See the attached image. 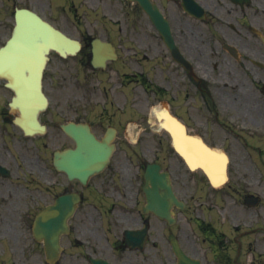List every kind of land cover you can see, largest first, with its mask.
Listing matches in <instances>:
<instances>
[{"label": "flooded vegetation", "instance_id": "obj_1", "mask_svg": "<svg viewBox=\"0 0 264 264\" xmlns=\"http://www.w3.org/2000/svg\"><path fill=\"white\" fill-rule=\"evenodd\" d=\"M194 1L205 11L203 18L187 15L184 8L189 4L182 0H155L169 23L174 45L189 62L185 65L173 59L159 36L141 31L139 20L133 22L134 35L126 40L112 39L108 29H103L101 39L111 41L117 53L104 69L92 67L95 37L87 30L77 36L82 50L68 64L70 88H100L104 100L70 94L66 105L55 103L40 114L47 125L45 135L26 137L12 124L8 104L13 94L0 81V264H45L43 242L32 236L33 221L61 196L74 193L80 202L66 217L69 233L61 238L63 253L55 264H90L91 256L110 264H179L168 241L173 228L181 248L192 258L183 264H264L263 250L253 249L250 243L243 248L235 238L204 228L197 219L200 233L177 226L178 214L169 227L142 210L146 161L168 168L182 190L186 183L167 134H159V139L139 136L133 141L124 131L133 127L134 120L139 125L141 103L150 106L166 101L187 132L210 146L233 149L235 139L264 136V0ZM43 6L44 0H0V45L11 32L16 9H31L46 18ZM49 15L47 19L56 27L62 19L66 21L55 11ZM62 30L75 38L70 26ZM119 76L126 84L119 83ZM129 86L132 89L123 94ZM59 123L88 124L99 139L109 127L115 129L107 167L85 185L59 169L60 158L55 155L76 148L75 140L63 133ZM140 155L152 158L139 159ZM124 156L130 161L135 157V163L128 165ZM62 205L69 210V205ZM188 207L185 203L184 210ZM143 227V248L130 250L124 231Z\"/></svg>", "mask_w": 264, "mask_h": 264}, {"label": "rangeland", "instance_id": "obj_2", "mask_svg": "<svg viewBox=\"0 0 264 264\" xmlns=\"http://www.w3.org/2000/svg\"><path fill=\"white\" fill-rule=\"evenodd\" d=\"M47 1L48 0H45V3H47ZM111 2V0H77V3L85 5L86 7L85 10L80 8V11L85 14L83 15V19H88L90 21H94L97 18L101 19V11L109 12L112 6H114ZM59 3H62L61 0ZM51 4L53 7L52 10H55V6H57L58 3ZM90 7L95 8L96 11ZM96 7H98V9ZM44 9L47 11L46 5ZM53 60L55 61V63H53V68L59 81L56 84L59 83L60 86L64 88L51 89L49 94L53 100H65L69 95L68 84L62 81L61 74L64 76L68 75L62 72L60 73V68L63 69L64 64L60 63L61 61L56 62V59ZM47 74L46 82L47 84H51L53 74L50 70L47 71ZM256 141L257 139L253 141V144H256ZM260 144L262 148L257 149L264 151V141ZM247 151L248 150L245 149V151L243 150L242 152L247 153ZM262 154H264V152ZM230 159L231 178L229 186L227 183L226 186L213 190L208 188L203 182H186L184 192L187 197L194 196L196 199L194 202H196L197 205L191 204L181 216L191 219L189 217L193 218L195 215H198V217L204 218L207 222H211L212 226H214L217 231H226L225 229L227 227H232V224L237 225L240 229L260 227L261 233L258 232L254 237H257V239H264V155H262V159H259V157L253 154L240 153L232 154ZM178 189L180 194L186 199V196L181 192V186H179ZM246 194L259 196L260 201L257 207L248 209L243 206L242 200ZM204 212L206 217L203 216ZM263 242L262 240L258 244H260V248L264 251ZM250 243L256 244L253 240H251ZM255 247L257 248L256 245Z\"/></svg>", "mask_w": 264, "mask_h": 264}, {"label": "water", "instance_id": "obj_3", "mask_svg": "<svg viewBox=\"0 0 264 264\" xmlns=\"http://www.w3.org/2000/svg\"><path fill=\"white\" fill-rule=\"evenodd\" d=\"M27 18L28 21H30L27 27V33H24L19 28H17L12 41L9 43L6 49L11 47V50L13 52L22 51L23 53H38V55L45 60L44 56L48 52L49 48L56 49L55 40L57 39V35L46 26H43L36 22L31 16L28 15ZM25 35H27L28 37L27 42L25 43L23 41L21 43L20 39ZM16 56L17 54H15V58L11 60V63H6L4 66L7 68H20L26 66V63L24 61L19 63L18 60H16ZM32 62L33 60L29 58L28 66H34ZM42 66L43 62H40V64L38 65V73H36L34 77L32 75H29L28 78H22L20 82L28 83V85L34 84L37 87L40 84ZM28 90L31 92L32 89ZM174 143L176 149L185 157L191 168L200 166L211 179L214 178L216 170L219 169L223 173L221 177H224V163L219 159H216L214 156L205 152L203 153V155H196L195 153L188 151L182 145L181 139H174ZM214 162L219 163L220 165L217 166Z\"/></svg>", "mask_w": 264, "mask_h": 264}, {"label": "bare ground", "instance_id": "obj_4", "mask_svg": "<svg viewBox=\"0 0 264 264\" xmlns=\"http://www.w3.org/2000/svg\"><path fill=\"white\" fill-rule=\"evenodd\" d=\"M178 125V124H177ZM176 127L175 126H173L172 128H171V130L173 131L174 129H175ZM183 133L182 132H179V131H176V132H174L173 133V140L174 139H181L180 137H181V135H182ZM193 142L194 143H197V142H199L198 140H195V139H193ZM215 154V153H214ZM216 155H218V154H216ZM219 155H221V154H219ZM220 174V173H219ZM217 175V174H216ZM216 175H215V177H216ZM221 175V174H220Z\"/></svg>", "mask_w": 264, "mask_h": 264}]
</instances>
